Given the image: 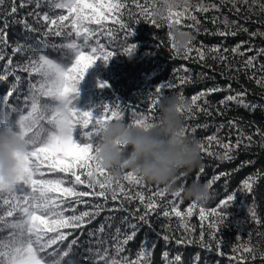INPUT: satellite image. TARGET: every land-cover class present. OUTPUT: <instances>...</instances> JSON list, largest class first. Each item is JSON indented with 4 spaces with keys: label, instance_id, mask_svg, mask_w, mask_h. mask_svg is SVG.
Wrapping results in <instances>:
<instances>
[{
    "label": "snow or ice",
    "instance_id": "1",
    "mask_svg": "<svg viewBox=\"0 0 264 264\" xmlns=\"http://www.w3.org/2000/svg\"><path fill=\"white\" fill-rule=\"evenodd\" d=\"M4 0H0L2 5ZM155 2L153 0L152 4ZM175 6L169 8L167 17L163 18L165 23H158L152 19L150 7L141 4L139 0H20L19 8H26L35 4L32 12L27 16H33L36 23L43 22L44 30L35 27L28 22L27 17L14 20L23 28L32 33H39L43 37L45 48L55 54V58L46 51H37L31 45L17 44L11 46L7 39V32L0 29V62L5 61L3 71L0 72V85L8 83L9 77L15 80L10 84L5 93L0 94V128H7L13 132L24 144V151L16 154L18 161L17 175L14 183L8 192H4L2 178H0V264H81V260L91 261V264H153L152 257L157 243L145 234L141 241L139 251L135 258L124 255L128 251L130 242L144 227L155 232L151 217L161 208L164 202V210L160 215L171 221L173 217L177 220L178 229H182L180 238L175 235L164 234L163 240L167 243L174 240L176 245H198L209 252H215L223 257L226 253L224 247H229L231 255L227 258L235 264H255L257 258L264 260V250L259 249L251 243V232H248L249 239L245 241L244 235H235L236 243L224 244L220 235L222 228L227 227L228 208L234 199L235 193H243L245 196L252 195L255 186L261 179H264V172H257L248 176L241 182L239 188L228 194L214 207H207L206 204L216 199L213 185L229 173L221 172L207 181L210 189V196L206 204H198L192 201L182 211L183 198L180 190L169 193L166 189L156 185V191L143 182L142 177L131 172H124L122 180L129 185L139 189L133 195L125 188L121 179L115 183L105 182L103 177L107 171L96 166L94 159V140L99 135L100 126L117 118H124L126 109H133V119L130 126L150 127L155 121L160 100L167 96L170 90L177 87L194 84L198 78H207L205 73L195 74L190 69L181 65L180 71L185 75L177 76L176 80H167L162 84L155 85L154 90L147 94V108L141 104L122 105L116 102L104 103L102 111L93 114L91 108L81 110L73 103L78 96L77 84L82 79L86 69L96 60L102 59L105 63L118 52L130 55L135 51L136 45L128 42L132 35L133 27L143 21L154 27L156 30H163L165 27L176 25L181 29H191L201 33L202 21L198 14H207L210 11H219L223 6L231 4L232 9L238 14L241 11L239 5H246L249 12L258 9L264 13V0H220L217 3L205 4L203 0L193 5L191 0H173ZM10 11L3 12L4 29H7V17L15 16L18 12L16 0H11ZM47 4L50 10H64L62 14L50 15L46 11L41 13L39 9ZM133 8L140 9L133 11ZM250 19V17L248 18ZM112 27H106L107 24ZM211 23L216 26L214 32L206 27L203 34L214 35L226 39L229 36L235 37L240 32L247 33L249 37L257 35L264 37V32L249 31L243 25L237 26V21H229L225 16L223 21L219 17H212ZM223 24V29L219 27ZM97 25V28L91 27ZM190 34L191 31H186ZM101 35L107 40V44L101 43ZM167 48L172 53V58H180L184 61L194 60L210 67L206 62L208 59L218 61L227 65V53L230 51L233 56H244L247 52L253 51L247 48L241 51L245 41L237 43L231 48L223 47L220 44L207 47L201 44L199 47L192 41L185 46L182 52H177L175 45L171 42V33L168 32ZM49 37L60 38L62 43L50 42ZM155 39V38H154ZM122 41L119 51L116 44ZM164 41L156 43L157 48L164 47ZM11 47V55L5 56V51ZM256 56H248L244 61L243 70L247 71L255 66L254 62L258 56L264 55V48L255 49ZM195 52L196 56H192ZM22 53L26 59L15 63L13 58ZM264 71V64L261 66ZM242 69H237L241 71ZM18 72L26 73L27 89L21 99L20 84L22 77ZM38 79L33 82L32 77ZM235 79V77H231ZM249 79L264 88V75L257 78L254 74ZM99 87H106L107 81L98 82ZM221 91L232 92V85L226 87H212L199 91L190 98V104L186 108H179L181 116L185 119L195 118V114L202 113L211 116L209 110L210 94ZM246 91L235 92L225 96L219 101L220 105L234 102L238 107L255 111L258 104L246 100ZM15 97V103L12 99ZM181 100L185 99L183 91L178 94ZM203 99V103L200 101ZM187 112V116L185 113ZM217 115L222 113L217 110ZM230 127H235L239 135L235 143L229 139L224 143L221 138L213 134L206 137L209 145L215 143L223 149L220 158L222 161L230 162L241 150H248L255 141L253 135L260 137V147L264 148V131L257 128L253 135H246L235 121H228ZM80 126V140H74L73 129ZM206 128L208 125H197L195 127L184 126V134L195 137L198 128ZM224 127L219 126L217 131ZM247 140V143L244 141ZM200 158L204 153L216 156L217 153L209 151L203 141H199ZM247 163H252L248 161ZM205 166L202 164L196 172L195 180L199 181L205 173ZM181 175L178 179L185 178ZM186 183V180H185ZM80 186L88 190H80ZM147 188L151 195L146 196L144 189ZM171 199H168V196ZM103 199V204H95L93 210L83 211L76 214L77 207L81 204L89 205V199ZM111 201L113 207L107 208ZM133 209L128 205L137 202ZM141 207L143 211H141ZM251 220L256 225L264 224L258 216L255 200L251 205H246ZM105 210L108 212L123 211L128 213L122 223L124 229L117 227L115 235L112 236L114 254L110 253L106 239L97 238V247L87 249L88 255H80L75 251L80 247L79 238H72L76 230L92 224L97 217ZM71 212V215L66 213ZM198 213L200 221L199 236L195 235V227L191 225V218ZM114 216L105 217L107 226L111 227ZM134 221V222H133ZM207 221V224L205 222ZM249 223L247 219V224ZM168 228L170 225H163ZM207 229V231L205 230ZM6 232V235H2ZM105 223L98 229L89 232L90 236L104 234ZM160 237V233H156ZM208 237L205 240V237ZM66 245V246H65ZM165 264H182V257L176 254L174 258L168 259L169 253H162ZM197 264L199 256L196 257Z\"/></svg>",
    "mask_w": 264,
    "mask_h": 264
},
{
    "label": "trees",
    "instance_id": "2",
    "mask_svg": "<svg viewBox=\"0 0 264 264\" xmlns=\"http://www.w3.org/2000/svg\"><path fill=\"white\" fill-rule=\"evenodd\" d=\"M131 2V0H129ZM141 4H145V0H139ZM153 0H148L145 5L151 7ZM200 0H191L193 5L199 3ZM220 0H203V3H219ZM20 0H16V5L18 7V12L15 16L7 17V29H4L3 16L0 15V29L7 32V39L11 46H15L18 43L25 46L31 45L37 51L44 50L50 56L55 58L50 50L45 48L43 44V37L39 33H32L23 28L21 24L13 23L14 20H20L27 17L28 22L33 24L35 27L44 30L43 22L37 24L33 16H27L29 12H32L35 8V4L29 5L26 8H19ZM12 7L11 0H4L3 4L0 5V14L6 11H10ZM241 8L240 13H236L232 9L231 4L223 6L219 11H210L207 14H198V18L202 21L201 33H196L191 29H183L185 31H191L192 36L195 39L192 41L194 45L199 47L201 44L211 47L213 45L220 44L223 47L231 48L241 41H245L244 47L241 51H245L247 48H252L253 51L247 52L244 56H233L229 51L227 55V65H231V68H226L225 64H221L218 61L212 59L207 60V64L210 67H205L201 63H197L194 60L184 61L180 58L173 59L172 53L167 48L168 43V28L165 27L163 30H156L151 25L144 23L143 21L138 22L132 30V35L129 37V41L136 45L135 51L130 55H125L117 53L112 56L107 63L102 59H96L85 71L82 79L77 84L78 96L74 100V104L77 108L81 110L92 109L93 114H98L102 111L104 103L111 104L118 100L122 105H137L141 104L143 108H147V94L149 91L154 90L155 85L162 84L167 80H176L177 76H183L185 73L180 71L181 65L190 69L195 74L205 73L207 78H198L194 84H189L183 87V89L177 87L174 90H170L167 95H177L183 91L185 96V101L187 106L190 104V98L192 95L198 93L202 90H207L212 87H226L228 84L232 85V92L221 91L218 93L210 94L207 99L209 100V110L212 112L211 116L204 115L202 113L195 114V118L185 119L182 117L184 126L195 127L197 125H208L206 128H198L195 132V137L199 141H203L205 147L213 153H217L216 156H210L207 153L202 154L203 159L200 158V166L189 173L185 178L178 179L176 181L177 185H183L191 183L195 177L196 172L199 170L201 165L205 166V173L200 177V182H207L213 176L219 175L221 172L229 173V175L222 177L218 182L213 185V189L216 193V199L210 201L206 204L207 207H214L219 199L224 198L228 194H231L234 190L240 187L241 182L248 176L253 175L259 170L264 172V148L260 147V137L258 135H253L256 129L259 128L264 131V88L258 86L254 79H249L253 74L259 78L264 75V71L261 70V65L264 64V55L258 56L254 62L255 66L247 71L243 70L244 61L247 60L248 56H256L255 49L264 48V37L255 36L249 37L247 33L240 32L237 36H229L226 39L214 35L203 34V28L206 27L210 32L216 30V26L211 23L212 17H219L223 21L224 17L227 16L229 21H237V26L243 25L248 28L249 31H259L264 32V13H260L258 9L249 12L246 5H239ZM133 11H139L140 9L133 8ZM41 13L50 12V15H59L64 12V10H50L47 4H44L39 9ZM250 17V19H248ZM158 23H165L161 21ZM93 28H97V25H91ZM106 27H112L109 23ZM223 29V24L219 25ZM155 38V39H154ZM50 42L62 43L60 38L49 37ZM164 41V47L157 48L156 43L158 41ZM101 43L107 44V40L101 35ZM122 46H125L122 41L116 44L117 51L120 50ZM11 55V47H8L5 51V56ZM192 56H196L193 52ZM26 57L20 53L13 58V62L19 63L25 60ZM5 61L0 62V72L3 71V66ZM237 69H242L237 71ZM17 75L22 77V82L20 84L19 90L21 94V99L23 95L27 94V82L26 73L18 72ZM235 77V79H231ZM38 77L33 76V82H36ZM14 77H9L8 83L0 85V94L6 92L8 87L12 82H14ZM107 81L106 87H99L98 82ZM246 91V100L260 105L255 111L250 109H244L238 107L234 102H229L226 105H220L219 101L225 96L230 94H235V92ZM12 102L15 103V97L11 98ZM203 103V99L200 101ZM186 106V107H187ZM217 110H219L222 115H217ZM133 109H126L124 119L127 122H131L133 117ZM158 114V110H157ZM187 112L185 116H187ZM235 121L238 123L239 128L243 130L246 135H253V140L255 143L248 150H241L235 154V158L230 162L222 161L220 154H222L223 149L220 148L215 143L209 145L206 141V137L213 134L218 135L224 143H228L229 139L232 143H235L239 133L235 127H230L228 121ZM223 124L224 127L217 131L219 126ZM80 126L76 125L73 129L74 140H80ZM191 135V134H190ZM247 143V140L244 141ZM251 161L252 163H247ZM186 180V183H185ZM121 183H124L125 188L130 191L133 195L137 189L134 186L129 185L126 181L121 179ZM151 186L152 191H156V184H148ZM163 188L162 185H159ZM80 190H88L83 186H80ZM144 193L146 196L151 195V192L145 188ZM89 199V205L85 206L83 204L79 205L76 210V214L83 211L93 210L92 206L95 204H103V199ZM157 201L161 203V208L159 211L151 217L152 224L155 228V232L150 231L147 227H144L138 236L135 238L134 242H130L128 246V251L124 255H129L131 258H135L136 253L139 251L141 241L144 239L145 234L152 240H155L157 247L153 252L152 261L153 264H165L162 253L167 251L169 253L168 259H172L176 254H180L182 257V264H197L196 257L199 256L198 264H235L227 258V255H231L230 248L224 247L223 251L226 253L225 256L221 257L217 255L214 251L209 252L205 249L200 248L198 245H176L174 240L165 242L162 238L164 234L175 235L176 238H180L182 229H178V222L173 217L171 221L163 218L160 213L164 210V202L160 201L159 197H156ZM171 199V196H168ZM255 200L256 210L261 221H264V179L258 181L255 186L254 193L249 196H245L243 193H235L232 204L224 209L227 213L226 223L227 227H224L220 231V235L224 244L236 243L235 235L237 233L244 235L243 239L247 241L249 239L248 232H251V243L257 246L259 249L264 250V224L256 225L249 216L247 212L246 205H251ZM192 201L183 199V204L181 205V210L183 211L189 203ZM138 204L137 202L128 205L130 208H135ZM113 207V203L109 201L107 208ZM141 211L143 208L141 207ZM71 215V212L66 213ZM128 215L123 211L108 212L105 210L96 220L84 227L83 229L76 230L72 238H79L80 247L76 248L75 251L78 253V258L80 255H88L87 249L92 247L93 250L97 247L96 239L103 238L106 239L107 243L100 246L101 250L103 247H108L110 253L114 254V249L112 248L113 240L112 236L115 235V229L120 227L124 229L126 226L122 223L123 218ZM114 216V220L111 221V227L107 226L105 222V217ZM247 219L249 223L247 224ZM134 222V221H133ZM105 223V232L98 234L97 236H90L89 232L95 231L99 226ZM207 224V221L205 222ZM163 225H170L168 228L162 227ZM191 225L195 227V235L199 236L200 231V221L198 213H195L191 218ZM207 231V229H205ZM156 233H160L158 238ZM2 235H6V232ZM208 237H205L207 240ZM66 246V245H65ZM81 264H91V261L81 260ZM255 264H264V260L257 258Z\"/></svg>",
    "mask_w": 264,
    "mask_h": 264
},
{
    "label": "clouds",
    "instance_id": "3",
    "mask_svg": "<svg viewBox=\"0 0 264 264\" xmlns=\"http://www.w3.org/2000/svg\"><path fill=\"white\" fill-rule=\"evenodd\" d=\"M173 0H155L150 11L152 19L164 21ZM171 42L177 52H182L193 39L192 34L171 25ZM187 102L177 95L163 97L158 114L150 127L130 126L124 118H117L100 126L94 140L96 166L107 174L105 182L115 183L124 172L142 177L146 184L162 185L169 193L180 190L183 199L206 204L210 196L207 182L193 180L177 185V178L188 175L200 166L199 140L184 134V122L178 111L186 108ZM24 151V144L7 128H0V178L3 190L8 192L15 181L18 161L16 154Z\"/></svg>",
    "mask_w": 264,
    "mask_h": 264
}]
</instances>
